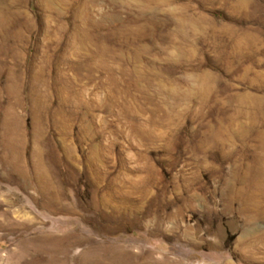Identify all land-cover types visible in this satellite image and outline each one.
Segmentation results:
<instances>
[{
	"label": "rangeland",
	"instance_id": "obj_1",
	"mask_svg": "<svg viewBox=\"0 0 264 264\" xmlns=\"http://www.w3.org/2000/svg\"><path fill=\"white\" fill-rule=\"evenodd\" d=\"M0 264H264V0H0Z\"/></svg>",
	"mask_w": 264,
	"mask_h": 264
},
{
	"label": "bare ground",
	"instance_id": "obj_2",
	"mask_svg": "<svg viewBox=\"0 0 264 264\" xmlns=\"http://www.w3.org/2000/svg\"><path fill=\"white\" fill-rule=\"evenodd\" d=\"M43 25L44 26H42L43 28H44V32H43V34L45 35V38L47 37L46 35L47 34H52V32H51V30H50V26H49V24L47 23V21H43ZM42 34V35H43ZM35 108H37L36 106H35ZM40 164V163H39ZM38 165V164H37ZM37 167V166H36ZM40 167V166H39ZM37 169V168H36ZM39 175V174H38ZM38 178V177H37ZM39 180V179H38ZM40 181V180H39ZM39 181H37V182H39ZM45 181H46V179H45ZM44 182V181H43Z\"/></svg>",
	"mask_w": 264,
	"mask_h": 264
}]
</instances>
